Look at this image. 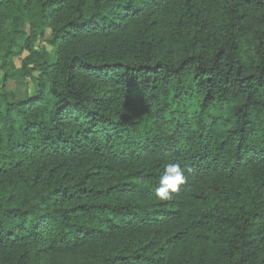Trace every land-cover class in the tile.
I'll list each match as a JSON object with an SVG mask.
<instances>
[{
	"label": "trees",
	"instance_id": "1",
	"mask_svg": "<svg viewBox=\"0 0 264 264\" xmlns=\"http://www.w3.org/2000/svg\"><path fill=\"white\" fill-rule=\"evenodd\" d=\"M0 16V264L32 247L264 264V0H0ZM167 163L187 181L160 200Z\"/></svg>",
	"mask_w": 264,
	"mask_h": 264
},
{
	"label": "rangeland",
	"instance_id": "2",
	"mask_svg": "<svg viewBox=\"0 0 264 264\" xmlns=\"http://www.w3.org/2000/svg\"><path fill=\"white\" fill-rule=\"evenodd\" d=\"M9 21L5 20L0 16V30L3 28H8ZM27 54L24 53L20 58L13 60L14 64L20 65V61L26 57ZM0 83H1V72H0ZM6 91L14 94L16 99H24L33 92V87L29 83L27 78H19L17 75L13 74L7 81ZM40 164H37L36 170H40ZM76 255V254H75ZM78 255V254H77ZM71 260L69 256L54 255L45 251L44 247L35 248L32 247L29 252V261L33 264H66L68 260Z\"/></svg>",
	"mask_w": 264,
	"mask_h": 264
},
{
	"label": "clouds",
	"instance_id": "3",
	"mask_svg": "<svg viewBox=\"0 0 264 264\" xmlns=\"http://www.w3.org/2000/svg\"><path fill=\"white\" fill-rule=\"evenodd\" d=\"M186 181L185 169L179 163H167L154 189L155 195L160 200H171Z\"/></svg>",
	"mask_w": 264,
	"mask_h": 264
}]
</instances>
